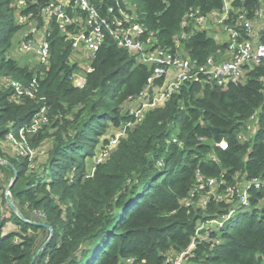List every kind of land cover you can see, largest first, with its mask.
I'll return each mask as SVG.
<instances>
[{
  "label": "trees",
  "instance_id": "obj_1",
  "mask_svg": "<svg viewBox=\"0 0 264 264\" xmlns=\"http://www.w3.org/2000/svg\"><path fill=\"white\" fill-rule=\"evenodd\" d=\"M50 1L0 0V83L9 76L29 87L36 78L32 97L15 96L0 85V143L29 125L42 106L47 123L34 133V141L52 140L39 170L34 160L30 166L26 158L9 157L0 146V264H164L167 251L187 249L193 240L186 264H264V187H250L249 207L236 208L220 230L209 228L208 240L196 237V226L231 205L212 199L206 207L184 203L198 199V177L223 178L226 185L235 183L236 176L264 178V63L249 69L243 82L225 87L184 83L138 122L128 108L136 106L150 69L137 64L106 32L84 83L73 84L77 66L70 61L71 41L54 18L46 21ZM89 1L112 28L120 11L131 13L125 7L129 1L134 21L145 25L155 45L171 51L185 29L181 48L199 65L208 57L218 62L225 49L210 31L181 26L190 9L220 13L221 0ZM67 2L70 11L74 0ZM232 5L225 22L234 24V10L241 7L254 20L256 0H234ZM19 15L38 19V27L46 29L48 64L37 71L8 55L20 28ZM237 28L241 37L252 38ZM76 30L77 25L66 27L70 33ZM253 39L264 43V29H257ZM256 112L257 130L240 141L237 135L246 131ZM115 130L124 135L104 160L94 161L89 173L86 159L110 131L100 145L106 148ZM223 139L226 148L218 145ZM28 142L33 146L29 136ZM215 238L219 242L213 246Z\"/></svg>",
  "mask_w": 264,
  "mask_h": 264
},
{
  "label": "built area",
  "instance_id": "obj_2",
  "mask_svg": "<svg viewBox=\"0 0 264 264\" xmlns=\"http://www.w3.org/2000/svg\"><path fill=\"white\" fill-rule=\"evenodd\" d=\"M126 1V0H124ZM223 9L219 12H212L209 15L202 14L198 9H190L184 15L181 23L182 28L191 24L193 28L198 30H217L224 34L221 41L225 44V49L221 52V58L216 62L213 57H208L206 63L199 65L195 60L188 57L181 48V40L187 36L185 29L180 32V38L175 40V50L162 48L155 45L154 37L148 33L147 28L142 22L134 21V10L131 13L120 11L119 17H113V25L109 24L106 17L100 15L99 11L90 3L89 0H74L71 10H67L69 3L67 0H51L45 8L46 21L54 18L59 28L67 33V38L71 41L72 53L76 51H85L89 60L85 70L84 77L81 78L75 69L72 72V82L81 86L84 83L85 75L91 71V61L95 52L103 43L105 33H109L116 41L117 45L129 51L134 57L137 64L146 65L150 69V76L143 91L135 99L136 107L128 108L129 115H132L136 121H140L145 113L152 108L161 106L174 93L178 92L181 86L187 82L214 83L225 87L228 83H239L246 79L247 71L255 65L264 63V43H257L253 39L257 35V29H264V0H256L258 5L253 12L254 20L248 16L245 8H236L234 10L231 21L234 24L225 22L230 18V11L233 10L232 2L234 0H221ZM23 5L22 1L19 3ZM80 14H76V10ZM112 12V9H108ZM71 12V13H70ZM75 12V13H73ZM34 18L29 15H19L18 22L33 21ZM259 23V24H258ZM68 25H77L74 33L66 31ZM241 27L246 35L252 38L241 37V31L237 28ZM43 27V36L39 38L29 37V35H38L39 27L37 22L31 25L29 32L24 36V40L19 47H12L13 56L9 57L19 60V56L27 55L28 61L31 62L30 67L34 69L46 67L49 59V43L46 40V29ZM76 72V73H75ZM44 72L41 71V74ZM162 79L161 83H155L157 79ZM36 84V78L32 79L29 87L23 86L18 81L9 76L1 79L0 85L10 87L15 96H33L32 86ZM159 88V93L151 95V92ZM257 112L250 116L249 122L246 124V131L240 132L237 137L240 141L249 140L253 133L257 130ZM47 123L46 107L42 106L34 115L29 125L18 130L17 134L9 133L5 140L11 143L18 156L26 158L32 165L34 150L28 142V135L34 134L42 125ZM127 123L126 126H131ZM124 135L123 130H118L117 134L110 138L106 148L100 149V154L95 162L105 159L108 150L117 144L120 136ZM175 141V138H172ZM218 145L222 148L227 147V141L221 140ZM197 197L193 200H185L186 206L193 205L197 207H206L210 199L215 202H224L231 205L226 212L221 213L218 217H211L201 221L195 229V235L201 239L209 238V228L220 230L226 222L233 216L236 208L249 207V188L259 189L264 187V178L255 177L252 179L242 180V183L226 185L223 178H208L203 180L202 177L197 178ZM222 186V188H220ZM8 194V191H6ZM195 205H194V204ZM187 249L174 252L167 255L164 264H186L194 242ZM219 239H213L214 246ZM130 262V259L126 260Z\"/></svg>",
  "mask_w": 264,
  "mask_h": 264
},
{
  "label": "rangeland",
  "instance_id": "obj_3",
  "mask_svg": "<svg viewBox=\"0 0 264 264\" xmlns=\"http://www.w3.org/2000/svg\"><path fill=\"white\" fill-rule=\"evenodd\" d=\"M125 7L131 12V9H133V6H131V4L129 3V1L125 2ZM134 10V9H133ZM40 23V21L38 19H35L33 21H21L18 22L19 23V31L18 33L15 35L14 39H13V47H19V45L21 44V42L24 40V36L29 32L31 25L34 23ZM259 24V23H258ZM209 35L213 36L216 40V42L221 43V41L224 39V34L221 31H217V30H212ZM43 36V27H39V31H38V35L36 36H32L29 35V37H34V38H39ZM11 51V50H10ZM10 54L13 56L12 51L10 52ZM28 57L27 55H21L19 56V60H17L20 64H32L31 62L28 61ZM89 58L87 56V54H85V51H76L75 53H72L71 55V63H75L76 64V69H77V73L78 75L83 78L84 74H85V70L87 68V65L89 63ZM75 72V73H76ZM159 88H155L152 92L151 95H155L157 93H159ZM136 107V106H135ZM118 131V130H117ZM117 131L115 130L114 132L117 134ZM110 134V131L104 136V137H108ZM29 139L31 140V148L34 150V157L33 160L36 162V169L39 170L41 169V166L43 165L46 155H47V150L49 149L50 145H51V138H47L44 139L43 141L40 142H35L34 141V134H30L28 135ZM103 137V138H104ZM103 138H100V143L96 146L95 149V153L92 156V158H87L86 159V164L88 165V172L91 173L92 172V165L94 163V160L96 158H98L99 156H101L102 154H100V148H101V141ZM1 146V150L3 151V153L7 154L9 157H16L18 154L16 152L15 147L9 143L8 141H6L5 139H3L0 143ZM100 146V147H99ZM0 163H2L1 159H0ZM236 181L239 183H242V179H238V177H235ZM2 184V183H1ZM8 214V212H7ZM6 228L8 229H14L16 230V228H14V226H12L11 224H7ZM167 255H172L174 254V252L172 250L167 251L166 253Z\"/></svg>",
  "mask_w": 264,
  "mask_h": 264
},
{
  "label": "water",
  "instance_id": "obj_4",
  "mask_svg": "<svg viewBox=\"0 0 264 264\" xmlns=\"http://www.w3.org/2000/svg\"><path fill=\"white\" fill-rule=\"evenodd\" d=\"M15 180H16V176L14 175V178H13L12 181H10V183H9V187L15 182ZM9 205L11 206V208L14 209V206L10 203V201H9ZM38 224L46 226L44 223H38ZM51 234H52V232L50 233V236H51ZM49 238H50V237H49ZM49 238H48V239H49ZM47 241H48V240H47ZM47 241H46V242H47ZM46 242L43 244V246L46 244Z\"/></svg>",
  "mask_w": 264,
  "mask_h": 264
}]
</instances>
